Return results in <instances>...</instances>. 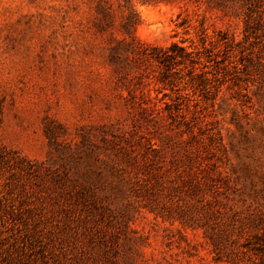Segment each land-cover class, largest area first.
<instances>
[{
  "label": "rangeland",
  "instance_id": "rangeland-1",
  "mask_svg": "<svg viewBox=\"0 0 264 264\" xmlns=\"http://www.w3.org/2000/svg\"><path fill=\"white\" fill-rule=\"evenodd\" d=\"M127 16L192 74L120 82ZM108 142L152 158L151 194ZM101 239L116 264H264V0H0V264H98Z\"/></svg>",
  "mask_w": 264,
  "mask_h": 264
},
{
  "label": "trees",
  "instance_id": "trees-1",
  "mask_svg": "<svg viewBox=\"0 0 264 264\" xmlns=\"http://www.w3.org/2000/svg\"><path fill=\"white\" fill-rule=\"evenodd\" d=\"M136 23L137 20L127 16L121 24L122 36L116 38V44L111 47L113 52H110L109 62L120 82L124 84L126 75L129 73L139 76L143 72L145 61L148 59L162 66L159 80L163 82L164 86L168 85L171 89L176 79L181 77L179 72L182 68L186 69L188 75L192 74L195 61L191 51H188L185 46L177 42H171L165 46L147 45L141 42L133 31ZM114 50H116V53ZM180 64L182 68L178 69L177 66ZM141 93L143 92L141 91ZM164 95H166V92H164ZM165 103V105H169L172 102L165 101ZM176 108L178 107L176 106ZM104 140L107 141L108 138L105 137ZM108 144H110V150L103 153L106 157H99V159L108 164L109 169L116 174L119 180L128 184L137 197L151 194L150 188L153 183V176L151 172L146 170V166L150 164L152 158L144 156L141 159L129 144L119 143L118 146H115L113 142H108ZM152 150H154L152 145L146 146V151ZM102 243L105 248L95 253L94 261H98V264H116L110 258L116 252V247L108 245L109 242L106 240H102ZM66 253L62 252L60 256L53 257L52 261L47 264H68Z\"/></svg>",
  "mask_w": 264,
  "mask_h": 264
}]
</instances>
